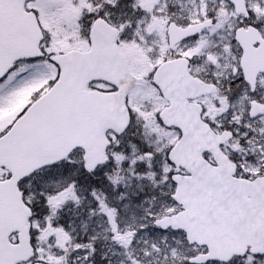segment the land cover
<instances>
[{
  "label": "snow or ice",
  "instance_id": "obj_1",
  "mask_svg": "<svg viewBox=\"0 0 264 264\" xmlns=\"http://www.w3.org/2000/svg\"><path fill=\"white\" fill-rule=\"evenodd\" d=\"M0 264H264V0H0Z\"/></svg>",
  "mask_w": 264,
  "mask_h": 264
}]
</instances>
